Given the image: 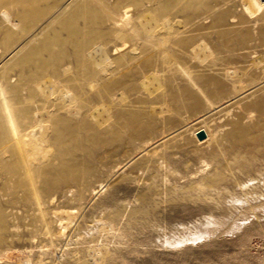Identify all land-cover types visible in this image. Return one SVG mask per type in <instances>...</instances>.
Masks as SVG:
<instances>
[{"label":"rangeland","instance_id":"obj_1","mask_svg":"<svg viewBox=\"0 0 264 264\" xmlns=\"http://www.w3.org/2000/svg\"><path fill=\"white\" fill-rule=\"evenodd\" d=\"M221 1L210 0L208 6L223 5L218 14L228 24L234 18L238 23L242 16L253 33L248 55L234 50L231 36L217 38L210 32L211 36L207 32L198 38L208 54L202 63L179 56L198 40L189 49L171 43L170 51L176 55L163 54L153 72L161 74V87L153 83L147 84L150 89L146 87L162 101L145 104L151 126L144 138L96 151L91 159L78 152L93 176L85 174L80 184L60 187L59 193H68L64 198L56 194L49 211L50 232L32 227L29 213L18 209V237L10 250L0 248V254L8 249L0 264H264V115L239 102L244 92L264 81V13L250 15L239 9L238 0ZM259 5L264 11V0ZM210 18L192 30L211 25L214 16ZM185 21L178 18L181 25ZM182 67L206 74L202 76L209 86L198 82L204 96L183 77ZM146 74L140 73L145 76L136 83L147 79L150 74ZM251 81L256 83L250 85ZM185 88L199 99L198 108L179 96ZM206 101L213 107L208 108ZM236 119L256 138L250 153L227 135ZM198 127L210 133L209 143L199 144L193 138L192 131ZM242 156L243 161L239 160ZM217 177L220 181L212 182ZM83 184L87 189L80 191Z\"/></svg>","mask_w":264,"mask_h":264},{"label":"bare ground","instance_id":"obj_2","mask_svg":"<svg viewBox=\"0 0 264 264\" xmlns=\"http://www.w3.org/2000/svg\"><path fill=\"white\" fill-rule=\"evenodd\" d=\"M208 1L0 0L1 249L13 245L18 237L16 221L20 208L29 213L32 227L50 232L49 213L60 187L72 182L80 184L81 176L91 175V170L80 161L78 152L91 159L96 151L144 138L151 126L145 104L162 101L152 97L146 87L150 83L158 89L161 87V74L153 72L162 63L163 54H169V58L171 53L176 55L177 52L170 51L171 43L188 47L208 32L218 35L217 38L231 36L230 41L236 46L234 50L238 48L242 55H248L254 37L241 18L243 13H240L238 23L234 18L228 24L226 17L218 14L225 7L209 8ZM234 1L230 0V3ZM238 2L239 9L245 13H264L259 0ZM211 16H214L212 23ZM179 17L186 20L182 25L178 22ZM208 18L211 25L205 27L202 24L205 28L192 30L195 24L204 23ZM261 39L264 41V36ZM204 44L199 41L191 50L189 46V51H185L188 53L178 51L179 56L202 63L208 59ZM184 67L180 73L202 96L198 82L209 86L210 82L202 76L206 74L193 73ZM178 69L175 65L174 70ZM142 72L150 75L136 83L145 76L140 75ZM192 74L196 76V82ZM252 83L256 82L251 81L250 85ZM127 93H133V96H127ZM244 93L241 99L238 98L239 102L247 103L264 115V81ZM179 96L193 109L199 107V99L186 88L180 89ZM206 102L208 108L213 107L210 101ZM179 103L181 101L176 105ZM179 106L184 107L183 104ZM247 128L236 119L230 123L227 135L237 147L250 153L256 138ZM200 130L205 133L202 141L195 135ZM192 136L199 144L212 140L203 127L193 129ZM239 160L243 161V156ZM112 167L116 169L115 165ZM218 181L220 178L217 177L212 182ZM83 189H87L85 184L79 185V190ZM67 193H59V197L64 198ZM36 264H42V261Z\"/></svg>","mask_w":264,"mask_h":264},{"label":"water","instance_id":"obj_3","mask_svg":"<svg viewBox=\"0 0 264 264\" xmlns=\"http://www.w3.org/2000/svg\"><path fill=\"white\" fill-rule=\"evenodd\" d=\"M195 135H196L197 140H199V141H202L205 139V133L202 130L196 132Z\"/></svg>","mask_w":264,"mask_h":264}]
</instances>
